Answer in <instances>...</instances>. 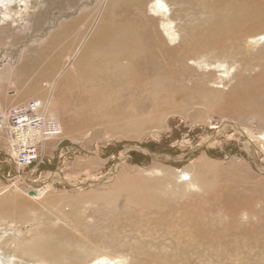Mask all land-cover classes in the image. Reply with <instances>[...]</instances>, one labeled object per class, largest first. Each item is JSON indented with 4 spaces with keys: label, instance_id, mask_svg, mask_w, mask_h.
I'll use <instances>...</instances> for the list:
<instances>
[{
    "label": "rangeland",
    "instance_id": "obj_1",
    "mask_svg": "<svg viewBox=\"0 0 264 264\" xmlns=\"http://www.w3.org/2000/svg\"><path fill=\"white\" fill-rule=\"evenodd\" d=\"M9 1L14 13L21 14L0 21L2 29L9 28L0 32V109L6 111L3 119L0 111V134L8 137L0 143V185L18 181L30 207L20 203L26 214L22 222L0 221V264H36L35 259L15 253L14 236L18 241L37 236L49 243L53 253L43 252L41 258L51 264H68L71 259H77V264H107L103 263L106 255L109 264H264V148L250 138L264 133V115L239 114L233 106L234 95L246 82L263 83L259 79L264 72V39L252 37L264 32V0L169 1L180 35L164 44L175 46V51L157 54L164 75L158 106L150 100L138 101L142 91L152 86L153 74L140 77L133 71L127 78L137 86L118 85L117 97H90L72 90L68 96L73 105L53 106L57 109L46 114L58 125L54 145L42 152L39 144V161L24 168L14 161L10 149L9 112L18 105L7 97L17 96L29 82L44 86L51 81L68 61L66 54L70 50L76 54L77 41L91 24L124 21L137 27L146 50L150 45L144 18L133 6L109 10L106 4L111 0ZM151 1L145 0L143 11L158 16L149 9ZM245 3L253 6L247 15L234 7ZM77 9L64 25L54 24L64 12ZM226 18L228 22H219ZM49 28V35L43 36ZM158 29L163 32L160 24ZM56 31L67 35L52 43ZM46 45L51 46L44 54ZM192 57L207 63L200 67ZM53 59H58L57 64ZM220 62L230 67L228 75ZM52 63L58 68H52ZM8 65L18 70L4 72ZM61 94L66 99L64 90ZM140 115L148 118L144 127L135 124ZM203 157L211 161L209 170L205 168L208 184L176 186L175 182L182 184L190 176L182 177V171L192 174L194 163ZM157 167L175 178L154 192L161 206L141 210L136 202L123 204L129 193L123 191L130 185L145 181L150 188L156 185L150 179L166 173L155 174ZM47 184L49 190L42 193L47 200L30 198ZM112 198H121V203Z\"/></svg>",
    "mask_w": 264,
    "mask_h": 264
},
{
    "label": "bare ground",
    "instance_id": "obj_2",
    "mask_svg": "<svg viewBox=\"0 0 264 264\" xmlns=\"http://www.w3.org/2000/svg\"><path fill=\"white\" fill-rule=\"evenodd\" d=\"M19 1L26 2L27 0H19ZM169 1H173V0H152L151 1V4L149 5V9L154 11V12H157L159 14L158 16H149L143 11L142 7H143V5L146 4L145 0H111L108 4H106V6L109 5V8H108L109 10L111 9V6H112V8H117L119 5H124L126 7L133 6L137 10H139L141 18H144L143 22L147 26L146 27L147 32L145 33V37L148 40L147 46L150 45L148 50H146V46L144 45V38H141L140 34L137 32L136 26H131V25H128L127 23H123L124 21L120 22V23L119 22L116 23L115 21H108V22L101 21L100 23L95 24V25L91 24L89 26V28L87 30H85V32H84L85 34L84 35L82 34V37L79 39V41H77L78 46L80 48V49L79 48L77 49V45H76L75 50L77 49V52L75 50L74 51L76 52V54L78 53L77 55L74 54V52H73V54H74L73 55L72 54L73 50H70L71 54H66L68 61H65V60H64V62L62 61L63 63L60 66V68H58L57 65L53 64V63L57 64L58 59L57 60L53 59L54 61L52 63L53 64L52 68L57 67L58 70L59 69L60 70L59 71L56 70V72H58V73H56L57 75L56 74L52 75L51 79H49L51 81L46 82L44 86L41 83H38L36 81H32L31 83L29 82L27 84V88L21 89L20 92L17 94V96L7 97L8 100L11 101V103H15L16 105H18L17 107H14L9 112V123H11V130H12L11 138H10V143H11L10 149L12 148L11 152L13 151V153H14V156H13L14 161L19 166L24 168L27 166L25 164H30V163H28V161L31 159L30 156L32 154L38 156L39 151L37 150V147L39 146L41 141H42V143H41L42 152H46L48 149H50L52 147V145H54V136L56 134L58 125L54 120H52V116H49L50 118L46 117V119H43L41 117V115L47 114L49 111H52L53 109H57V108H54L53 106H55V107L63 106L66 109V108L70 107L71 105H73L71 98H69V96H68V95H71L72 90L77 91V92L82 91V92L88 93L90 95V97L105 96V95H111L113 97H117V95H118L117 86L118 85L123 84V86H124L125 84H128V83L135 84L134 81H132V80L129 81L127 78V76H130L133 73V71L137 72L136 74H138L140 77L141 76L147 77L149 74H153V78L150 81V82H153L151 84L152 86H147L142 91V93L138 97V101L143 102V101L150 100L153 107L158 106L156 104V99L159 97L158 93L161 90H163L162 89V83H163L164 75L161 74L159 71V70H162V67L157 65V57H158L157 54L159 52H161V53L164 52V54H165V53H169L170 51L171 52L175 51L176 50L175 46L174 47L170 46L168 48H165L164 44H165V42H168V41L169 42L176 41L180 35L178 28H177V24L174 21L175 14L170 11L171 8L169 7ZM81 2H83V1H81ZM84 2H86V1L84 0ZM88 2H90V1H88ZM77 4H79V3H77ZM115 5H116V7H115ZM79 6H82V5H79ZM97 6H98V10H100L101 7H103L102 4L97 5ZM234 7H237V8L241 7L243 9L245 15H247L249 12H251L253 10V6H251L250 4H246V3L243 5L235 4ZM14 9L15 8H14V6H12V2H10L9 0H1L0 1V21H4L8 18L10 19V17H12L14 14L16 15V13L21 14V11H19V12L17 11L14 13V11H15ZM78 11L79 10L77 9L73 12H64L59 18H57L58 22L56 21V23H54V24L55 25L57 24L60 26L61 24L64 23L65 18H69L71 16V14H73V13L76 14V12H78ZM30 17H32L31 13H30ZM28 20H31V18H29ZM228 21L229 20L226 18V19H221L219 22L225 23ZM68 22H69V20H68ZM5 23H6V21H5ZM54 24H52L50 27H54L55 26ZM158 24L161 25L163 32H161L158 29ZM65 27H67V26H65ZM67 28H70V27H67ZM67 28H66V31H67ZM0 29H2V28L0 27ZM7 29H9V28L4 26L0 32H5V31H7ZM49 30H50V28L48 30L44 31L43 36L46 35V37H47L49 35V34H47ZM209 30L211 31L210 27H209ZM57 32L58 31H56V33H54V35H52V38L54 39L52 41V43H57V42L61 41L62 37L64 38V36L67 35L66 33L63 34L64 32L63 33H57ZM207 32H209V31H207ZM79 35H80V33H79ZM259 36H260V38L264 39V32H261L260 34L255 35L253 37L251 36V37L254 41H256ZM76 39H77V36H76ZM75 44H76V41H75ZM47 46L48 45H46L44 47V49L42 50L43 52L46 51ZM50 46H48L47 50L49 49ZM74 47H75V45H74ZM68 49H69V47H68ZM45 53L46 52H44V54ZM38 54H37V56H38ZM71 55H73V56H71ZM65 57L66 56H64V58ZM21 58H23V57H21ZM27 59H29V58H27ZM190 59H192L194 62H196V64H198L200 67H202V65H203L202 63H204V62L207 63L206 61H203L205 59H202V57H197L194 59L192 57ZM27 65H25V66H27ZM59 65H60V63H59ZM220 66H225V65L220 62ZM17 67L15 68V67L8 65L5 68V66H4V68H5L4 72L10 73L11 71H13L15 69L18 70ZM203 67H205V66H203ZM53 71L54 70L52 69L51 72H53ZM229 71H230V67L225 66L224 72L226 73V75L229 74ZM137 76H135V77H137ZM40 78H42V77H40ZM35 80H36V78H35ZM43 80H44V78H43ZM259 80L262 81L263 83L255 81L253 84H251L250 82H246V84H244L242 88L240 87L241 90L239 92H236V94L234 95L235 100L233 101V103H234L233 106H234V109L237 113L247 114V113L254 112V113H257L259 115H264V93L262 92L263 87H264V72L261 75ZM44 81H42V82L44 83ZM204 86H205V84H204ZM25 87H26V85H25ZM143 87H145V86H143ZM63 90H64V95L67 96L66 99L62 98L63 95L61 93ZM216 91H220V90H216ZM241 92H243L242 95H241ZM137 93H138V91H137ZM6 94L8 95V92ZM257 94H259V95H257ZM170 96H171V94H170ZM29 97H32V98L35 97V98H33L34 101L38 102L40 104L39 107H34V112H35L36 116L39 117L43 121L44 125L40 126L39 124H37L35 128H32L29 124H25L24 122H21V124L19 126H13L12 125V119H11L12 115L17 116V118L21 120V116L15 114L14 110L15 109L24 110V109L30 108V104H28V103H29V101H31V99L28 100V102L26 104H22L23 103L22 101H24L25 99H27ZM164 97H166V95ZM60 98L62 99L61 101L59 100ZM135 100H134V103H135ZM191 100H192V98H191ZM0 103H2V102H0ZM19 104H22V105H19ZM177 104L181 105L180 102H177ZM2 105H3V103H2ZM135 105H136V103H135ZM13 106H15V105L13 104ZM136 106H138V105H136ZM136 106L133 109H135ZM141 106H143V105H141ZM142 110H143V108H142ZM0 111L1 112L3 111L2 115H1V119H3L4 112H6V111L4 110V108L0 109ZM136 112H138V110ZM7 113H8V111H7ZM140 116L138 118L136 117L137 123H135V124H138L137 125L138 127H144L146 125V123L148 122V118L146 117V115H140ZM6 117H7V114H6ZM129 121L131 122V120L127 119L126 123L131 125L132 122L130 123ZM124 122H125V120H124ZM6 124H7V121H6ZM1 125H2V123L0 121V126ZM130 125H129V127H130ZM135 127H134V130H135ZM44 129H46V132H44ZM137 129L138 128L136 127V131H137ZM128 130H129V128H128ZM130 130H132V129H130ZM14 132H17L18 135L21 137L22 145H24L23 149H21V145H18L17 142L12 139V134ZM62 132L65 133L64 131H62ZM28 135L31 137H28ZM250 138L256 144L257 147L264 148V133L261 134V136H259V137L257 136V137L253 138L251 136ZM7 140H8L7 135L0 134V143H4ZM28 140H30V141H28ZM30 143H31V145H30L31 147L28 148L27 144H30ZM45 145H46V147L48 146V148H46V150L44 149ZM32 147L35 148L34 151H32V149H30ZM26 149H29L30 153L25 154L24 152L26 151ZM39 159H40V154H39ZM39 159L32 162V163L39 161ZM210 162H211L210 160H205L204 157L200 158V160H198L197 163H194V168L191 169L193 171L192 174L190 171H187L186 169H185V171H182V173H181L182 177H184L186 175H190L189 178L182 179V184L175 182V185L178 187L182 186V185H187V186L193 187V188L199 187V186L202 187L204 185L206 186L209 182V178H207V173L205 172L207 169H205V168L207 167L209 170L210 166L208 165V163H210ZM211 167H213V166H211ZM208 170H207V172H208ZM153 172H155V174H156L157 172H164L165 173L166 171L160 167H157L153 170ZM173 179L175 180L174 173H170V175H168V172H166L162 177H158V178L155 177V178L150 179L151 182L156 184L153 188H150L149 184H145L148 181H145V183L140 182V185L137 183V184H135V186L133 188L130 185L125 191H123V192L129 191V193L124 195V197L122 199H125V200L122 202H123V204L127 203V201L132 202V203L136 202L139 204V207H141V210H145L147 208L159 207V206H161V199H158L155 196L154 192L158 188H164L166 183H167L166 186L168 187L172 183ZM17 182L18 181L11 182L9 185H7L5 187H3V185L2 186L0 185L1 186V188H0V221L6 220L7 222L13 221V223H15V222H19V221L22 222V219L26 218L24 207L20 206V203L26 202L27 206L30 207V205H28V203H27L29 201L22 195V192H24V190L19 187ZM48 186L49 185L47 184L44 187L40 188L38 192L36 191L35 194H30V198L32 200H37V201L38 200L43 201L44 199L47 200V198H49V197H45L44 194H42V193L46 192V190H49ZM50 186L52 187V185H50ZM58 186H60V188H62V189L64 188L63 184H61V183H58ZM136 187H138V188H136ZM132 189H134V190H132ZM130 190H132V191H130ZM133 191H136V192H133ZM48 193H50V192H48ZM25 195H27V193H25ZM136 195H138L137 199H136ZM26 197H28V195ZM113 198L115 199V195L113 196ZM51 199H52V195H51ZM114 199L112 200V202L117 201V203H119V202L121 203V200H122L121 198H117L118 200H114ZM10 210H13V211H10ZM64 219H65V217H64ZM6 228H7V226H6ZM14 237H13L12 242L15 244V247H14L15 253L21 252V253H23V255H27L30 258L35 259L36 264H51L48 262V260H44L43 258H41L43 252L45 254H49V255H51V253H53V249L51 248L49 243L42 240L41 238H38L37 236H33V237H31L25 241H18ZM48 242H50V241H48ZM31 252L35 253V255H30ZM100 255H104V254H100ZM18 256H19V254H18ZM54 258H55V256H54ZM103 258H104L103 263L109 264V262L106 259V258H108V255H106ZM108 259H110V258H108ZM25 261H27V260H25ZM76 262H78L77 259H71L70 261H68V264H77ZM110 262H112L111 264H115L113 261H110ZM11 264H14V263H11ZM96 264H98V263H96Z\"/></svg>",
    "mask_w": 264,
    "mask_h": 264
},
{
    "label": "built area",
    "instance_id": "obj_3",
    "mask_svg": "<svg viewBox=\"0 0 264 264\" xmlns=\"http://www.w3.org/2000/svg\"><path fill=\"white\" fill-rule=\"evenodd\" d=\"M28 104H30V108H28V109H24V110L15 109L14 110L15 114L21 116V120L18 119L17 116L12 115L11 119H12V125L13 126H19L21 124V122H24L25 124H29L32 128H35L37 124H39L40 126L44 125L43 121L39 117H37L35 112H34V107H39L40 104L38 102H35L34 100L29 101ZM41 117L43 119H46L47 116H46V114H42ZM44 132H46V129H44ZM28 137H31V136L28 135ZM12 139L15 140L18 145H21V149L24 148V145H22L21 137L18 135L17 132H14L12 134ZM28 141H30V140H28ZM30 145H31V143L27 144L28 148L31 147ZM30 149H32V151L35 150L34 147H32ZM37 150H38V147H37ZM24 153L28 154V153H30V150L26 149V151ZM30 157H31V159L28 161V163L31 164L32 162L39 159V154H38V156L32 154ZM25 165H29V164H25Z\"/></svg>",
    "mask_w": 264,
    "mask_h": 264
}]
</instances>
